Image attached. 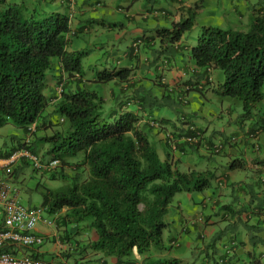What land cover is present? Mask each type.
Masks as SVG:
<instances>
[{
  "label": "trees",
  "instance_id": "16d2710c",
  "mask_svg": "<svg viewBox=\"0 0 264 264\" xmlns=\"http://www.w3.org/2000/svg\"><path fill=\"white\" fill-rule=\"evenodd\" d=\"M197 4L186 18L158 31L161 50L170 52L171 62L182 54L193 61L192 75L177 83V87L184 86L180 90L182 94L203 91L200 82L205 79L206 83L211 71L220 70L224 80L214 92L241 100L243 119H249L255 106L264 99V14L253 13L247 29L201 25L196 43L185 49L184 35L197 25V10L201 6ZM24 11L22 4L0 0V128L11 121L22 127L26 135L33 136L53 125L42 120L52 99L45 91L49 73L59 65L57 85L64 80L67 83L83 78L82 62L88 52L69 50L71 28L67 15L32 13L25 17ZM131 75L132 68L128 67L102 70L96 73L95 82L120 81L122 84ZM137 89H132L131 98H136V106H143L145 110L147 97L138 95ZM59 94L53 112L65 118L68 126L40 139L48 144L45 156H50L49 160L58 159L60 167L75 166L76 176L62 187L44 190L42 206L51 215L66 208L75 223L90 220L89 227L96 236L92 247L114 256L117 262L131 259L134 250L139 255L146 254L152 246L162 244L167 226L165 216L174 197L204 190L208 185L207 174L180 171L168 153L162 157L150 142L148 132L137 126L139 118L132 111H126L134 108V102L126 100V112L117 114L113 110L104 117L105 100L99 92L85 87L65 91L63 85ZM158 121L166 130V120ZM259 128L264 131V120ZM181 133L180 137L192 134L187 130ZM20 148L35 154L37 150L26 142ZM58 166L44 169L51 173ZM243 167L239 159L229 164V169ZM18 171L15 168L12 177ZM84 174L86 177L80 180ZM60 176L68 180L64 174ZM51 178L56 177L53 174ZM256 260L253 262L259 264ZM160 264H178V261Z\"/></svg>",
  "mask_w": 264,
  "mask_h": 264
},
{
  "label": "crops",
  "instance_id": "0c3cea01",
  "mask_svg": "<svg viewBox=\"0 0 264 264\" xmlns=\"http://www.w3.org/2000/svg\"><path fill=\"white\" fill-rule=\"evenodd\" d=\"M17 1L10 3H22L27 10L33 8L30 2L22 0L20 3L19 0ZM40 1L43 2L45 14L60 13L69 17L71 28L68 36L70 39L69 50H80V46L75 43L72 37L77 36L79 32L90 31V28L87 27L89 15L96 17L93 20H100V25L108 33L114 31L113 25L117 20L116 12L126 11L127 25L134 27L122 34L106 35L104 39L107 42L118 41L127 32L131 33L129 40H127V42L129 41V45L124 53V57L128 60L127 67L132 68V75L128 82H125L122 86L119 85L122 88L121 91L131 92V94H133L132 89H136L138 83L142 84L144 81V77L138 75L140 68H142L141 50H150L158 45L161 46L158 31L169 28V22L172 25L186 18L189 11L194 10L195 4H201L197 10V16L204 10L201 0H143V2L139 0H124L126 2L125 5H116L117 0ZM247 1L249 0H244L243 3L237 2V5L231 7L228 11L225 9L227 13L224 17V23L229 22V28L247 29L253 13L261 11L264 14V0H257L254 4H251V8L246 6ZM6 2L8 3V0ZM136 6H138V12L135 15L129 14ZM218 6L222 7L221 2ZM232 17L233 19H231ZM210 26L213 25L210 24ZM121 27L123 29L127 28L126 24H122ZM139 39H141L142 43L135 46L134 43ZM182 45H184L185 49L190 47L189 44H184V41ZM165 60L167 61V65H162L163 62L160 60H158L159 62L157 61L158 63L156 62L157 65L155 64L156 72L159 73L158 81H161V83L166 85L171 84L175 89V86H178L177 83H182L187 80L185 77L192 75L194 64L188 55H179L173 62L167 58ZM147 61L149 62V60ZM167 72L170 77L166 75ZM215 72L216 70L210 72L206 83H214V80L217 79L214 75ZM59 74L60 70L57 64L49 73V90L47 89L48 92H46L49 97H52L50 100L52 106L56 98L59 97V85H57L56 81ZM218 79V84H220L223 82L224 76L222 80L220 77ZM204 80L199 84L202 90L205 89L206 83H204ZM89 82L94 83L95 81L86 79L85 76L83 78L77 77L71 82L67 81L64 88L66 86L68 90H76L86 87L85 85ZM102 95L106 102L115 98L116 91L115 89H109ZM126 100H123L122 104L119 105L121 111L126 110L127 101H137L136 98ZM133 106V109L126 111H132L141 121L144 115L140 116V113L146 114L144 107H137L135 102ZM249 122L241 121L240 131H235L236 134L220 143L224 147L219 155H224L226 159L231 158L226 172H218V168H214L211 171L207 170L206 172L191 169L208 173L215 181V186L210 188L211 190L206 194L202 190L200 191V195H193L191 192L185 194L182 198L173 199L169 205L168 214L165 216L167 226L163 232L162 244L152 246L146 254L139 255L134 250V256L131 259L124 258L121 262H117L114 256H108L103 252L95 250L92 247V243L96 238L93 230H91L89 225L80 224L82 222H73L67 215L69 212L67 209H63L60 213L54 215L56 227H48L45 223H42L43 226L39 225L37 227V232L42 233L45 237L43 245L31 248L14 246L11 247V251L18 255L27 254L43 259H53L59 264H160L173 259H176L178 264H183L186 262L184 253L187 254V252H191L192 250L197 251L203 246L206 257L201 264H220L218 260L210 262L211 257L207 250V247L213 246L212 241H214V245L217 241H220L219 260L226 255L225 246L235 242V247L229 256L227 264H257V262H253L255 259H257L256 261L259 264H264V188L260 185V177L264 175V157H261L263 148L261 143L260 149L256 150L253 147V142L249 139L250 133L259 128L263 123L259 124V122H255L253 119ZM186 127L176 128L177 137H180L178 134L182 130H184L182 133H185ZM197 129L201 138L204 139L203 130L199 127ZM232 137L237 138V141L230 142ZM160 138L161 135L158 136V139ZM261 138H264V131L260 135ZM187 144L180 143L181 148L178 147L176 150H180L181 154L186 153ZM202 144L206 145V149L208 145H216L209 139ZM250 146H252L251 153L248 152ZM171 149L173 150V148ZM4 153L6 152H0L2 157L8 156V154L3 155ZM167 153L174 163L181 161L179 157L175 156L173 151L163 150L164 156ZM248 153L253 155V157L241 160L244 163L243 168H228L230 162L233 161L232 157L234 155H245L247 157ZM213 154L208 152L210 159L213 158ZM245 168L250 170V176L243 177L240 174L239 170ZM201 217L203 218L202 221L199 220ZM184 247L186 249L185 252L174 251L176 249H184Z\"/></svg>",
  "mask_w": 264,
  "mask_h": 264
},
{
  "label": "rangeland",
  "instance_id": "374dc122",
  "mask_svg": "<svg viewBox=\"0 0 264 264\" xmlns=\"http://www.w3.org/2000/svg\"><path fill=\"white\" fill-rule=\"evenodd\" d=\"M22 0H19L21 3ZM31 3L33 6L32 9L24 11V16L27 17L29 14H40L46 16L45 9L43 8V2L40 0H25ZM142 1L143 0H139ZM244 0H201L203 2L204 10L202 13L198 14L196 17L197 25L190 31H188L183 38L184 44H189L193 46L196 43V39L199 34V29L201 25H213L219 26L221 28H229V22L224 23V17L227 11L237 5V2H242ZM10 2H18L8 0ZM221 2V8L218 6ZM257 0H249L246 2V6L251 8V4H254ZM124 0H117V4L125 5ZM138 3V2H137ZM22 4V3H21ZM139 5V4H138ZM138 6H136L129 14H136L138 11ZM227 11H226V10ZM126 12V11H125ZM116 12L117 20L114 23V31L108 32L100 25V20H93L96 17L93 15H89L87 27L90 28V31L87 32H79L77 36L72 37L75 40V43L80 46V50L88 52V55L83 59L82 65L83 70L85 72V78L94 80L98 71L102 70H120L128 66V60L125 59L124 53L127 50V46L129 45V36L131 33H126L124 37L118 41L107 42L104 37L106 35L112 36L116 33L122 34L134 26L127 25L128 20L126 18V13ZM229 13V12H228ZM233 19V17L231 18ZM229 20V19H228ZM227 20V21H228ZM99 22V23H98ZM105 23H107L105 21ZM122 24H126V29L121 27ZM168 26L171 27V23H168ZM103 36V38H102ZM106 41V42H105ZM109 43V44H108ZM160 45L156 46L153 49L147 50L142 49L140 58L142 68H140V72L138 75L144 77V81L142 84L138 83L137 90L138 95L147 97L148 105L145 106V112L140 113V116H143L141 121L139 120L137 126L143 130L148 132V138L152 144L157 148L158 152L162 157L163 150L174 152L176 157L181 159L180 162L175 163L176 168L180 171L188 172L191 169H197L199 171H207L214 170V168H218V172H226L227 165L230 159H226L224 155H219L214 153L213 158L210 159L208 156L209 150L206 149L205 143L206 140H212L214 144L219 145L221 142H224L225 139L230 138L233 134H236L235 131H240L241 121L249 122L252 119L255 122H259V124L263 123L264 119V99L259 102L252 111L251 118L243 119V106L242 101L238 98H233L229 96H221L214 92L215 89L218 88V78L223 79V73L220 70H216L215 76L217 79L214 80V83L210 82L205 84V89L203 91L191 90L188 93L182 94L180 90L184 88V86L179 89V87L173 89L172 85L162 86L158 81L159 73L156 72L155 64L159 62H165V58H171L169 51H162ZM179 56V55H178ZM161 58V59H160ZM149 60V62L147 61ZM121 61V62H119ZM158 61V62H157ZM157 62V63H156ZM167 65V64H166ZM168 77V72L166 73ZM189 77H185V79ZM66 81L64 80L63 85H65ZM120 81H112L109 83H87L85 88L90 90H95L99 92L101 95L109 89H115L116 95L115 98L106 101L103 104L102 115L107 117L113 110L116 111L117 114L126 112L121 111L119 108V103L123 100H131L132 95L131 92L121 91V87L119 85H123ZM141 87V88H140ZM62 89V87H61ZM68 87L65 86L64 90L67 91ZM49 90V89H48ZM48 92L47 90H45ZM264 92V87H263ZM58 95H60L58 93ZM103 96V95H102ZM182 97V99H180ZM152 102H155L152 104ZM54 107L49 105L46 111L43 114L42 120L47 123L52 122V126H49L47 130H43L38 133L39 135L34 134L31 135V145L36 148V154L39 156L40 160L43 164H46L49 161L50 156H45L46 151L48 150V144L41 142V137L43 135H52L53 130H60L62 128H66L68 126L67 120L63 118L59 113L53 112ZM131 110V109H129ZM154 118L157 121L165 119L167 124L165 125L166 131L175 133L177 132V127H186L187 125L194 124L195 126L201 128L203 130L204 139H201V144L199 146L187 144L186 153L181 154L180 150H172L169 144V147L165 142H168L165 135H163L162 130L152 129L148 127L146 120ZM250 123V122H249ZM248 124V123H247ZM42 133V134H41ZM161 135V138L158 139V136ZM25 130L12 123L8 122L6 125L0 128V152L13 151L17 150L21 147V145L25 142L26 139ZM263 137V134H262ZM259 144L262 143L263 153H261V157H264V138L258 140ZM248 152L251 153L252 146L248 148ZM247 157L245 155H234L233 160H245L246 158L253 157V155L249 154ZM237 156H240L237 158ZM77 159H71L69 161H76ZM231 163V162H230ZM16 168L19 170L18 174L11 177V184L20 190L19 197L21 202L28 206H42V192L47 188L57 189L59 187L64 186L68 183V181H72L76 176L75 166H58L56 170L49 173L46 172V169H35L32 161L28 160V162L22 163L20 161ZM229 168V166H228ZM240 174L243 177L250 176V170L248 168L240 169ZM64 174L68 177V180L65 181L61 178L60 174ZM55 175V179L51 178V175ZM207 174L208 185L203 190L204 193H209L210 188L215 186V181L211 176ZM87 174H84L80 180L86 177ZM0 177H6L5 174L0 171ZM39 186V189L37 187ZM186 192L177 194L176 198H182ZM193 195H200V191L192 192ZM66 209V208H64ZM43 219L45 220H53L55 219L54 215L49 214L47 211L43 213ZM80 224H90V220L85 219ZM40 226L43 224L40 223ZM45 226V225H44ZM47 227V226H46ZM209 241V240H208ZM210 242V241H209ZM212 241L211 247H207V250L210 254V262L213 260H218L219 263V248L221 242L217 241L215 245ZM201 246V244H199ZM175 252H185L186 249H176ZM205 250H203V246L201 249L191 252L184 253V258L186 262L183 264H201L206 257ZM50 258V257H47Z\"/></svg>",
  "mask_w": 264,
  "mask_h": 264
},
{
  "label": "built area",
  "instance_id": "2783aa9c",
  "mask_svg": "<svg viewBox=\"0 0 264 264\" xmlns=\"http://www.w3.org/2000/svg\"><path fill=\"white\" fill-rule=\"evenodd\" d=\"M164 14V12H163ZM142 43L141 39L135 42L138 46ZM166 62L162 63L165 65ZM63 82L58 86L59 93L62 92ZM182 98V97H181ZM146 123L157 130H163L168 143L173 150L178 149V144L188 143L196 145L201 143V135L195 125H187L186 130L192 134L176 137V132H168L164 130L162 124L154 118L146 120ZM262 128H259L250 133L249 139L253 142V147L256 150L260 149L258 140L262 133ZM237 138L232 137L230 142H236ZM26 144L31 143V135H27ZM223 144L208 145L207 150L211 153H220L223 149ZM22 160L32 161L36 169L47 168L54 169L58 166V159H51L46 164H43L39 156L31 152L27 148L15 150L10 155L2 157L0 155V171L6 177H0V264H59L53 259H43L33 257L31 255H18L11 250H4L5 247H36L44 244V235L37 232V227L40 223H45L48 227H56V220L43 219V213L46 211L44 206L28 207L24 205L19 197L20 190L13 186L10 181L14 169ZM260 185L264 188V175L260 177ZM200 221L203 220L201 217ZM176 244V243H174ZM235 247V242L226 245V255L219 260L220 264H227L229 256Z\"/></svg>",
  "mask_w": 264,
  "mask_h": 264
}]
</instances>
